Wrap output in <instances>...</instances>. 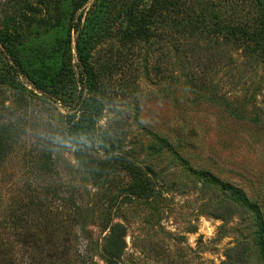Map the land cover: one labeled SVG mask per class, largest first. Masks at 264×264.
Instances as JSON below:
<instances>
[{
	"label": "rangeland",
	"instance_id": "obj_1",
	"mask_svg": "<svg viewBox=\"0 0 264 264\" xmlns=\"http://www.w3.org/2000/svg\"><path fill=\"white\" fill-rule=\"evenodd\" d=\"M145 11L148 38L127 36L129 15ZM190 18L196 29L184 28ZM262 18L264 0H0V116L25 129L0 162V211L29 192L43 137H65L77 109L95 107L97 134L119 135L150 180L146 197L131 196L117 166L94 185L74 145L55 147L62 190L84 196L93 240L119 222L121 264H264V53L229 34Z\"/></svg>",
	"mask_w": 264,
	"mask_h": 264
},
{
	"label": "trees",
	"instance_id": "obj_2",
	"mask_svg": "<svg viewBox=\"0 0 264 264\" xmlns=\"http://www.w3.org/2000/svg\"><path fill=\"white\" fill-rule=\"evenodd\" d=\"M183 14L189 16V11L185 10ZM129 20L132 29L127 31V36L147 39L150 34V14L145 11L137 17L129 15ZM218 21L214 22L213 32L216 33L224 29L225 20L222 23ZM196 25L197 22L190 18L184 28L196 29ZM229 34H238L254 41V50L264 53L263 18L251 22L236 21L231 25ZM0 44L4 45L1 36ZM41 82L30 79V83L45 96L48 94L44 92L46 85ZM77 112L67 121L65 137L72 140L80 137L87 139L86 145L75 144L74 152L77 163L88 179L94 185H103L108 175L119 166L134 182L129 186L128 194L137 198L146 197L150 179L122 148L121 137L111 133V137L104 141L103 136L97 134L95 107H80ZM17 119H12V115L6 119L0 116V162L10 153L22 133H25ZM93 147L102 148L109 160L92 156L89 151ZM54 152L55 147L44 139L31 163L34 180L29 182V192L23 196L21 193L12 196L10 203L0 211V264H97V253L105 256L110 264H121L127 246L126 227L119 222L110 223L104 242L100 245L93 240L85 228L92 214L90 207L84 201V196L77 194L74 188L62 190V167L59 156ZM224 186L231 189L235 197L245 199L241 190L229 184ZM166 260L168 264H179L173 258ZM223 264H234V261L227 255Z\"/></svg>",
	"mask_w": 264,
	"mask_h": 264
},
{
	"label": "clouds",
	"instance_id": "obj_3",
	"mask_svg": "<svg viewBox=\"0 0 264 264\" xmlns=\"http://www.w3.org/2000/svg\"><path fill=\"white\" fill-rule=\"evenodd\" d=\"M43 138L48 140V142L54 147L58 146L62 148H68V147H72L75 144H81V145L87 144V139L84 137H80L77 138L76 140H72L64 137L63 135H58L55 133L51 135H45Z\"/></svg>",
	"mask_w": 264,
	"mask_h": 264
}]
</instances>
